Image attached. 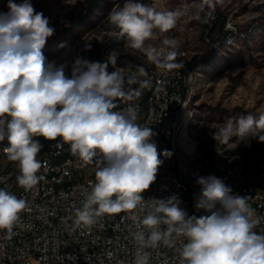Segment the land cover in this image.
I'll return each mask as SVG.
<instances>
[{"label":"clouds","instance_id":"clouds-1","mask_svg":"<svg viewBox=\"0 0 264 264\" xmlns=\"http://www.w3.org/2000/svg\"><path fill=\"white\" fill-rule=\"evenodd\" d=\"M7 8L0 12V140L7 138L4 152L19 166V187L28 191L40 180L42 162L37 157L42 145L35 137L58 141L57 149L68 145L85 165L94 166L95 182L76 209L78 226L89 228L105 215L144 213L133 233L135 264H148L145 249L161 243L174 247L177 240L182 241L180 264H264V234L254 230L259 220L249 197L233 194L221 179L209 175L197 180L201 190L195 208L204 215H188L175 195L144 199L142 193L155 182L163 163L160 156L168 158L171 152H158L152 128L137 123L134 106L114 111L118 99H132L116 55L111 52L103 63L77 58L66 75L64 64L47 61L42 52L55 32L49 19L30 0H8ZM179 17L177 11L124 0L106 20L129 47L172 71L184 67L176 62V41L153 42L172 30ZM109 65L114 71H108ZM139 72L144 74L143 68ZM134 82L136 76H130L128 83ZM233 137L264 142V113L230 118L212 134L221 144ZM27 209L24 199L0 189V230L11 233Z\"/></svg>","mask_w":264,"mask_h":264},{"label":"rangeland","instance_id":"rangeland-1","mask_svg":"<svg viewBox=\"0 0 264 264\" xmlns=\"http://www.w3.org/2000/svg\"><path fill=\"white\" fill-rule=\"evenodd\" d=\"M92 1L30 0L55 29L42 49L44 56L49 62L64 64L65 74L70 76L77 58L103 63L112 52L117 56L116 66L124 69L125 91L133 98L145 97L159 67L144 53L129 47L125 37L106 20L109 12L121 7L124 0H101L100 6L89 12ZM133 2L180 13L176 26L153 43L158 46L165 38L174 39L179 53L176 60L186 62L188 73L192 72L188 107L193 116L189 131L198 142V155H220L246 179L257 175L264 169V142L233 137L228 144H221L212 134L230 118L248 114L258 118L264 113V0ZM7 3L8 0H0V12L8 11ZM182 52H186L183 59ZM108 71L114 68L109 65ZM130 76H136L137 82L128 83ZM143 80L149 81L148 86L140 84ZM6 143V137L0 140V179L17 183L19 166L7 159Z\"/></svg>","mask_w":264,"mask_h":264},{"label":"built area","instance_id":"built-area-1","mask_svg":"<svg viewBox=\"0 0 264 264\" xmlns=\"http://www.w3.org/2000/svg\"><path fill=\"white\" fill-rule=\"evenodd\" d=\"M192 73V72H191ZM190 81V91H191ZM148 93H153V101L142 104L138 101L137 123L152 128V140L158 152L168 150L171 156L166 158L159 167L156 180L150 188L142 193L145 200L150 198L166 199L175 195L188 215H204L203 210L195 208L196 198L201 186L199 177L213 175L216 177L215 156L209 155V162L194 159L198 147L194 142H184L179 135L181 118L187 111L188 103H182L183 88L181 76L168 75V71L159 68L156 80H153ZM133 99V97H132ZM35 139L50 151V159H60L58 174L51 178L50 185H65L66 194L54 199L43 200L37 196V187H42V174L47 168V161L37 173L40 180L36 186V195L18 197L24 199L28 209L20 214L11 233L0 230V264H135L138 245L133 233L138 230L139 219L143 212L120 213L113 216L98 217L97 222L85 228L75 223L76 209L81 208L85 195L95 179H83V171L93 168L85 165L78 156L73 155L68 145L61 151H53V144L58 141H47L43 137ZM82 166V173L77 178H67V171ZM174 167H182V177H174ZM233 169V177L224 175L221 179L232 189L233 194L249 197L248 203L258 218L259 223L254 229L264 234V177L262 179V195H254V178L251 187H240L243 173ZM1 180V179H0ZM80 180V187L69 189V181ZM5 190V184L1 183ZM187 195H194V202H187ZM186 242V241H183ZM182 241L177 240L174 247L161 243L155 248H147L148 264H180L178 250Z\"/></svg>","mask_w":264,"mask_h":264},{"label":"bare ground","instance_id":"bare-ground-1","mask_svg":"<svg viewBox=\"0 0 264 264\" xmlns=\"http://www.w3.org/2000/svg\"><path fill=\"white\" fill-rule=\"evenodd\" d=\"M180 54L182 59L186 57V52H182ZM176 62L184 64V67L182 69L168 71V75L181 76V88H183L182 103H188L191 97L190 80H192V75L190 74L191 72L188 73V65H186V62H180L177 60ZM153 80H156V73L153 77ZM138 101H142V104H149L153 101V93H147L145 97H136L131 100L125 98L119 99L116 102L117 108L114 109V111L124 110L129 106H134L135 108H137ZM192 116V110L188 107L187 111L184 112V115L181 118L179 135L181 136L182 141L194 142L195 146L198 147V142L191 138L189 131ZM53 151H61V148L57 149L56 144H53ZM37 158L41 162L47 161V168H45L42 174V187H37V196H43V200H50L56 198L59 195L66 194L65 185H50L51 178L58 174L60 168V159L49 160L50 151H44V146H42ZM194 159H200V162H209V155L200 157L197 152H194ZM215 164L218 167L216 168L217 178L223 179L224 175L226 177H233V169H231V167L234 169L236 168L224 161L220 155L215 156ZM77 173H82V166H75V170L67 171V178H77ZM174 177H182V167H174ZM259 177H264V170L260 172ZM83 179H95L94 167L83 171ZM1 183L5 184V190L16 195V188L18 187V184L16 182H14L13 180L2 179L0 181V189ZM251 186L252 182L248 181V179H246L245 177L240 179V187ZM79 187L80 180L69 181V189H77ZM28 192L29 195H36V188H32L31 190L25 191L23 188L19 187L18 197H25ZM262 192L263 185L261 187L254 185V195H262ZM187 202H194V195H187Z\"/></svg>","mask_w":264,"mask_h":264},{"label":"trees","instance_id":"trees-1","mask_svg":"<svg viewBox=\"0 0 264 264\" xmlns=\"http://www.w3.org/2000/svg\"><path fill=\"white\" fill-rule=\"evenodd\" d=\"M100 2L101 0H93L91 2V4L89 5L88 7V11L91 12L93 11L94 9L98 8L100 6ZM5 145H8V143H6ZM234 167V166H233ZM264 170V169H260L259 173L257 175H253V178H254V185L255 186H258V187H261L263 184H262V180L261 179H257V177L260 176V172ZM248 181H251L252 182V179L250 177H248ZM260 185V186H259Z\"/></svg>","mask_w":264,"mask_h":264}]
</instances>
